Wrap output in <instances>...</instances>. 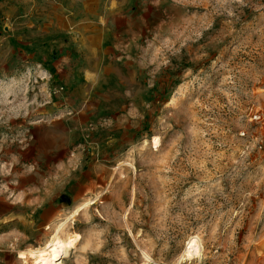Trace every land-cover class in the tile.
I'll return each mask as SVG.
<instances>
[{
	"label": "rangeland",
	"instance_id": "374dc122",
	"mask_svg": "<svg viewBox=\"0 0 264 264\" xmlns=\"http://www.w3.org/2000/svg\"><path fill=\"white\" fill-rule=\"evenodd\" d=\"M98 1V94L0 44V264H264V0Z\"/></svg>",
	"mask_w": 264,
	"mask_h": 264
},
{
	"label": "crops",
	"instance_id": "0c3cea01",
	"mask_svg": "<svg viewBox=\"0 0 264 264\" xmlns=\"http://www.w3.org/2000/svg\"><path fill=\"white\" fill-rule=\"evenodd\" d=\"M100 6L98 0L94 7L92 0H0L1 48L10 57L16 45L42 49L48 57L62 52L58 62L65 66L66 80L75 83L79 92L98 94L102 82L115 79L114 68L101 62L100 49L112 48L120 30L106 19L98 23V13L93 12H101ZM110 13L114 17L120 12ZM122 29L129 30V24Z\"/></svg>",
	"mask_w": 264,
	"mask_h": 264
},
{
	"label": "bare ground",
	"instance_id": "6f19581e",
	"mask_svg": "<svg viewBox=\"0 0 264 264\" xmlns=\"http://www.w3.org/2000/svg\"><path fill=\"white\" fill-rule=\"evenodd\" d=\"M154 143H156V139L154 138ZM87 204V203H86ZM80 210L79 208L75 211V213ZM62 226L58 228L57 232L54 236H52L51 240L46 243L44 247L40 249L30 250L28 255L32 257L37 264H56V261L62 257V254H66L67 248L69 247V242L62 235ZM197 237H191L187 242V254L193 255L197 254L198 251L195 247V243ZM19 257H25V255L20 254Z\"/></svg>",
	"mask_w": 264,
	"mask_h": 264
},
{
	"label": "built area",
	"instance_id": "2783aa9c",
	"mask_svg": "<svg viewBox=\"0 0 264 264\" xmlns=\"http://www.w3.org/2000/svg\"><path fill=\"white\" fill-rule=\"evenodd\" d=\"M255 118H258V117H255Z\"/></svg>",
	"mask_w": 264,
	"mask_h": 264
}]
</instances>
